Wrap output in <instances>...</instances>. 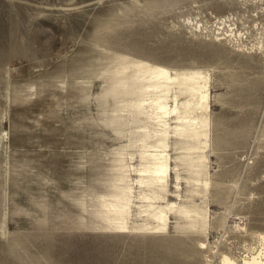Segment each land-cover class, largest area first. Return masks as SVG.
Listing matches in <instances>:
<instances>
[{
  "label": "rangeland",
  "instance_id": "obj_1",
  "mask_svg": "<svg viewBox=\"0 0 264 264\" xmlns=\"http://www.w3.org/2000/svg\"><path fill=\"white\" fill-rule=\"evenodd\" d=\"M252 231L264 0H0V264H220Z\"/></svg>",
  "mask_w": 264,
  "mask_h": 264
},
{
  "label": "bare ground",
  "instance_id": "obj_2",
  "mask_svg": "<svg viewBox=\"0 0 264 264\" xmlns=\"http://www.w3.org/2000/svg\"><path fill=\"white\" fill-rule=\"evenodd\" d=\"M231 31V30H230ZM232 32V31H231ZM229 32V33H231ZM231 35V34H228ZM227 35V36H228ZM146 68V67H145ZM157 68V67H156ZM152 79L155 81L158 80H165V81H170V82H175L179 79H177L176 77L172 76L171 74H169V72L165 69L162 68H158L155 69L154 71H152ZM148 77V76H147ZM181 83L187 88L185 91H190L191 93H193L194 91H196L197 93H199L200 96V100L201 103L205 106H207L208 104V94L207 93V89H206V81L203 77V75L201 76V74H196V73H192L189 75H182L181 78ZM199 97H197L198 99ZM175 99V97H174ZM158 100V99H157ZM156 108V107H155ZM158 108L160 110H162V113L167 114L171 109H168V106L163 104H158ZM170 108V107H169ZM173 108V107H172ZM206 108V107H205ZM155 113V109L153 111ZM174 112V109H173ZM160 113V112H159ZM171 113V112H170ZM162 115V114H161ZM155 116V115H154ZM157 118V117H156ZM159 119V118H158ZM193 120V119H191ZM195 120V119H194ZM201 126H206V122L203 119H200V123ZM195 135L199 136L201 134H203L202 131H195L194 132ZM191 135V134H190ZM188 136V135H187ZM189 137V136H188ZM166 154V153H165ZM162 154V153H157L153 156L154 160L156 161L154 164V166L149 167L147 166L143 171L149 174V180L150 181H164L169 173V164H168V159H167V155ZM145 155V154H144ZM149 156V157H151ZM147 157V156H146ZM201 158V157H200ZM153 161V160H152ZM152 164V163H151ZM140 183H143L145 185L144 182H146L144 180V178H140L139 179ZM138 184V183H137ZM151 184V182L149 183ZM207 185V183H205ZM128 189V193L124 194L120 199L124 198V197H129V193H130V187L127 188ZM128 195V196H127ZM128 199V198H127ZM120 201V200H119ZM122 201V200H121ZM127 202V201H126ZM128 203V202H127ZM103 206L106 208V203L103 202ZM109 205H107L108 207ZM112 207V209L108 208V212L113 213V215H124L127 212V206L122 205V204H118V202H116L115 204L112 203V205H110ZM107 209V208H106ZM183 210V209H182ZM163 211V210H162ZM186 211V209H185ZM188 211V210H187ZM186 211V213H187ZM161 212V211H159ZM189 212V211H188ZM162 213V212H161ZM185 213V212H184ZM183 213V215H184ZM188 214V213H187ZM111 215V214H110ZM112 215V216H113ZM157 216H159V213L156 214ZM164 215V214H163ZM165 216V215H164ZM114 217V216H113ZM116 218V217H115ZM159 218V217H158ZM163 217H161L162 219ZM122 219V218H120ZM125 219V218H124ZM107 220V219H106ZM116 220V219H115ZM108 221V220H107ZM111 221V220H110ZM109 221V222H110ZM126 221V219H125ZM123 222V221H122ZM113 223V222H111ZM110 224V223H109ZM122 224V223H121ZM237 224V223H236ZM123 226V225H122ZM238 227V226H236ZM250 235L255 239V243H252L250 246H248L245 249V253L241 254L239 256V258H235L233 256H231V252L230 254L225 253V252H221L220 253V264H264V233L263 232H256V231H252L250 232ZM202 243V242H201ZM255 244V246H254ZM202 245V244H201ZM204 245V244H203ZM231 251V250H230ZM235 253V252H234Z\"/></svg>",
  "mask_w": 264,
  "mask_h": 264
}]
</instances>
